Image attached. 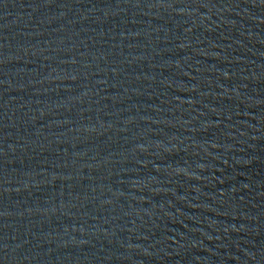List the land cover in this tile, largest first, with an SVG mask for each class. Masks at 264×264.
Here are the masks:
<instances>
[{
    "label": "water",
    "instance_id": "1",
    "mask_svg": "<svg viewBox=\"0 0 264 264\" xmlns=\"http://www.w3.org/2000/svg\"><path fill=\"white\" fill-rule=\"evenodd\" d=\"M0 264H264V0H0Z\"/></svg>",
    "mask_w": 264,
    "mask_h": 264
}]
</instances>
